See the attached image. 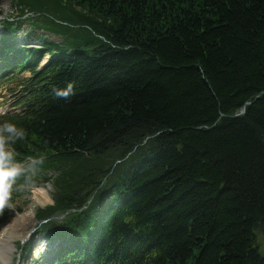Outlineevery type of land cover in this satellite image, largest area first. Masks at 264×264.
I'll return each instance as SVG.
<instances>
[{"label":"trees","instance_id":"trees-1","mask_svg":"<svg viewBox=\"0 0 264 264\" xmlns=\"http://www.w3.org/2000/svg\"><path fill=\"white\" fill-rule=\"evenodd\" d=\"M16 1L69 44H52L44 110L14 144L56 164L42 216L81 209L137 147L110 202L100 191L46 225L65 238L58 264H264V0ZM15 36L8 25L0 52L39 63Z\"/></svg>","mask_w":264,"mask_h":264},{"label":"clouds","instance_id":"clouds-1","mask_svg":"<svg viewBox=\"0 0 264 264\" xmlns=\"http://www.w3.org/2000/svg\"><path fill=\"white\" fill-rule=\"evenodd\" d=\"M67 94V92L60 91L56 93L58 96H67ZM25 135V129L16 123L9 121L0 123V213L11 199L17 177L25 171L22 165L14 162L15 152L12 150V146ZM43 162L42 158L32 159L28 169L35 173Z\"/></svg>","mask_w":264,"mask_h":264},{"label":"rangeland","instance_id":"rangeland-1","mask_svg":"<svg viewBox=\"0 0 264 264\" xmlns=\"http://www.w3.org/2000/svg\"><path fill=\"white\" fill-rule=\"evenodd\" d=\"M0 14L2 16H9L14 14V5L12 4L11 0H0ZM29 28L28 25H25V29ZM20 38H26L25 34L23 32L20 33ZM42 187H46L48 190V194L46 195L47 198H43V195L40 196L39 199H37L36 195L34 194V188L31 189V191H26L24 196L16 197L15 194L11 196V199L8 201L11 208L13 210L9 213L8 218L5 222L0 223V234L2 233V229L5 225L9 223H14V219L18 218L21 214H27L33 209H36L39 205L44 206L52 203L53 196L57 198V193L55 186L50 184H44ZM38 201V202H37ZM8 206V204H7ZM39 206V207H40ZM5 208V207H4ZM1 214V213H0ZM37 224V221L32 218V221L30 223V231L34 229V226ZM8 227V226H7ZM6 227V228H7ZM28 232V233H29ZM42 238V237H41ZM20 238L15 239L16 242L19 241ZM259 241L264 244V233H259ZM15 244V249L13 250L11 256L13 257L11 262L9 264H15L18 259V245ZM46 242L44 240H39L37 238V249L39 248L40 252L38 253V250L36 249L34 252H32L28 258H26L25 262L22 264H37L40 260H42L41 255L43 253L44 245ZM264 252V248H261Z\"/></svg>","mask_w":264,"mask_h":264},{"label":"bare ground","instance_id":"bare-ground-1","mask_svg":"<svg viewBox=\"0 0 264 264\" xmlns=\"http://www.w3.org/2000/svg\"><path fill=\"white\" fill-rule=\"evenodd\" d=\"M34 193L37 199H39L41 195H43V198H47L46 195L48 194V190L46 187H37L34 190ZM27 219L28 214H22L14 219V223H9L3 227L2 233L0 234V264H6L3 262H8L12 259L11 254L9 253L13 246L12 239L17 236H24V233L19 231L20 225H17V223L19 221L23 222Z\"/></svg>","mask_w":264,"mask_h":264}]
</instances>
